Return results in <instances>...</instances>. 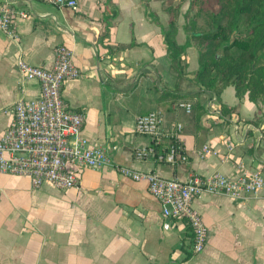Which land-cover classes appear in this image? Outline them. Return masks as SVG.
<instances>
[{"label": "crops", "instance_id": "1", "mask_svg": "<svg viewBox=\"0 0 264 264\" xmlns=\"http://www.w3.org/2000/svg\"><path fill=\"white\" fill-rule=\"evenodd\" d=\"M2 1L26 8L30 17L15 20L17 39L0 28V134L12 119L14 100L40 95L39 81L23 77L17 58L51 67L55 46L66 44L82 74L64 81L62 100L84 113L82 135L103 145L112 163L76 168L77 182L67 188L49 181L35 186L27 176L0 172V264H264V197L207 191L196 196L192 205L209 237L192 253L187 222L163 217L146 181L115 166L181 180L216 171L235 177L239 160L264 171V122L252 119L264 116V96L237 97L229 84L218 103L236 108L218 110L210 102L212 92L194 78L199 64L193 43L178 73L162 35L169 20L164 0H77L75 9L44 0ZM188 4L182 3L176 17L178 44L186 39ZM111 15L110 31L100 39L103 18ZM164 92L195 94L192 102L201 110L193 106L187 112L178 105L182 98ZM152 109L160 111V133L136 132V117ZM176 122L181 130L173 129ZM174 142L182 145L186 160L171 163L134 153L140 146L163 151ZM204 143L217 152L200 157Z\"/></svg>", "mask_w": 264, "mask_h": 264}, {"label": "built area", "instance_id": "2", "mask_svg": "<svg viewBox=\"0 0 264 264\" xmlns=\"http://www.w3.org/2000/svg\"><path fill=\"white\" fill-rule=\"evenodd\" d=\"M44 1L56 6L77 8V0ZM28 17L30 12L26 8L8 1L0 2V28L10 38H18L15 20ZM16 63L25 79L39 81L40 95L17 98L12 103V119L0 134V172L27 176L35 186L49 181L57 187L67 188L76 184L77 169L80 167L98 168L111 164L106 148L82 135L84 113L68 109L62 100L60 90L64 81L82 74L73 61L72 49L66 44L56 45L51 67L30 64L21 56ZM210 102H214L219 110L215 93H212ZM178 105L187 112L192 109V105L186 101L181 100ZM160 117V111L155 109L138 115L135 131L157 136L160 133ZM182 127L181 122L173 125L175 130ZM226 143L231 150V138H226ZM216 152L209 143H204L197 150L200 157ZM134 153L137 158L153 156L171 163L187 159L182 145L176 142L163 151H156L152 146H140ZM115 166L125 176L146 181L149 192L160 202L163 217L181 218L187 222L192 232V253L200 252L209 237L207 225L192 205L196 196L207 191L232 197H264V171L247 167L243 160L237 163L239 173L235 177L216 171L210 175L193 174L186 180L164 177L153 170H139L121 164ZM175 263L174 260L170 261V264Z\"/></svg>", "mask_w": 264, "mask_h": 264}, {"label": "trees", "instance_id": "3", "mask_svg": "<svg viewBox=\"0 0 264 264\" xmlns=\"http://www.w3.org/2000/svg\"><path fill=\"white\" fill-rule=\"evenodd\" d=\"M185 0H164L169 13L168 26L162 35L171 66L181 73L184 67L185 49L193 43L198 48V69L195 80L204 89L219 95L229 84L235 88L237 97L247 92L248 97L258 101L264 96V0H189L183 13L186 39L176 42V17ZM168 2V3H167ZM111 16H104L100 31L103 39L110 31ZM168 94V93H167ZM162 93V96L167 95ZM201 110L192 102L195 94H168ZM225 112L235 106L219 104ZM254 122H264V116L255 115ZM192 235V232H191Z\"/></svg>", "mask_w": 264, "mask_h": 264}]
</instances>
